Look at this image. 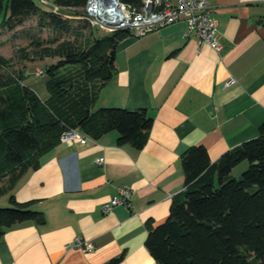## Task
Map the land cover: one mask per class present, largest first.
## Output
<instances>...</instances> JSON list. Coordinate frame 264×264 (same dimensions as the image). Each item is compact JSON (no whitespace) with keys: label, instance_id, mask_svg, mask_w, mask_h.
<instances>
[{"label":"crops","instance_id":"obj_1","mask_svg":"<svg viewBox=\"0 0 264 264\" xmlns=\"http://www.w3.org/2000/svg\"><path fill=\"white\" fill-rule=\"evenodd\" d=\"M206 1L218 22L219 52L193 34L184 36V20L116 44L115 71L94 106L145 108L152 126L143 147L119 145L111 130L85 144L58 140L43 151L39 166L17 180L12 194L44 220L7 229L0 264H106L120 254L117 264H156L145 246L146 221H164L171 197L183 188L180 155L203 145L215 162L258 135L264 122V0ZM39 2L54 6L53 0ZM120 186L131 189L129 207L104 212L102 204ZM3 205H10L8 194L0 196ZM75 236L94 248L68 247Z\"/></svg>","mask_w":264,"mask_h":264},{"label":"trees","instance_id":"obj_2","mask_svg":"<svg viewBox=\"0 0 264 264\" xmlns=\"http://www.w3.org/2000/svg\"><path fill=\"white\" fill-rule=\"evenodd\" d=\"M89 0H53L41 8L35 0H0V32L10 33L35 19L46 39L32 37L31 50L18 48L21 58H58L42 68L47 96L42 98L14 69L13 57L0 54V237L27 221L42 222L30 202H17V180L39 166V156L69 128L97 138L116 130L119 145L143 147L152 118L145 108L95 107L98 89L115 71L116 44L131 35L126 28L85 34ZM139 8L142 0H119ZM85 20L83 24H76ZM101 32H100V31ZM100 32V33H99ZM65 67V70H61ZM247 167L239 177L233 168ZM184 186L171 197L161 223L146 221L145 246L156 264H264V122L257 136L226 150L210 162L203 145L180 155ZM122 254L106 264H117Z\"/></svg>","mask_w":264,"mask_h":264},{"label":"built area","instance_id":"obj_3","mask_svg":"<svg viewBox=\"0 0 264 264\" xmlns=\"http://www.w3.org/2000/svg\"><path fill=\"white\" fill-rule=\"evenodd\" d=\"M44 0H41L43 2ZM91 0L88 1L87 12L92 13L90 8ZM122 11L117 15L118 23L113 25L115 29L126 28L131 36L137 37L144 33L158 29L162 26L184 20L186 29L184 36L191 34L198 37L200 42L209 44L216 52L222 49L218 39V22L213 16L212 9L206 0H142L139 8L131 7L122 2L118 5ZM111 25V24H109ZM36 74H42V70H36ZM89 136L78 129H66L60 136V142L81 144L87 143ZM103 162V157L96 159V163ZM131 189L127 186L118 187L116 195L111 196L102 204V210L108 211L117 204L130 205ZM68 247L78 248L84 252L91 251L94 245L91 241L75 236Z\"/></svg>","mask_w":264,"mask_h":264},{"label":"rangeland","instance_id":"obj_4","mask_svg":"<svg viewBox=\"0 0 264 264\" xmlns=\"http://www.w3.org/2000/svg\"><path fill=\"white\" fill-rule=\"evenodd\" d=\"M36 3L43 9H48V4L40 3L39 0H35ZM87 13L86 23L88 26L82 30L83 33L88 34L90 27L93 29L98 26L103 31H112L115 28L113 25L105 23L98 15H92ZM1 20V18H0ZM85 21V20H84ZM83 20L76 22V24H83ZM35 19L31 18L26 20L21 26L17 27L15 31L10 33L0 32V54L5 57H13V65L16 70H23L24 78H26V84L35 89V91L41 96L46 94L45 84L43 82L44 77L41 74H36V70L45 68L58 61V58L45 57L42 59L34 58H21L18 57V48H26L27 51L31 50V47L28 45L32 37H39L40 39H46L51 36V32L47 30L38 31L35 28ZM100 31V30H99ZM101 32V31H100ZM99 32V33H100ZM17 52V55H16ZM61 70H65V67H62ZM248 162L242 161L233 168L232 174L234 177H239L241 172L247 167ZM5 206V205H3Z\"/></svg>","mask_w":264,"mask_h":264},{"label":"water","instance_id":"obj_5","mask_svg":"<svg viewBox=\"0 0 264 264\" xmlns=\"http://www.w3.org/2000/svg\"><path fill=\"white\" fill-rule=\"evenodd\" d=\"M109 2L110 1H108V0L101 1L102 5H101L100 9L102 11L103 16H100V18L107 24L116 25L118 23L117 15L115 13H109L106 10L107 9V5H110V4H108ZM113 3L115 5V7H116V6H118L120 4V1L119 0H113ZM89 10H90V8H89ZM94 14H98V13H94Z\"/></svg>","mask_w":264,"mask_h":264},{"label":"bare ground","instance_id":"obj_6","mask_svg":"<svg viewBox=\"0 0 264 264\" xmlns=\"http://www.w3.org/2000/svg\"><path fill=\"white\" fill-rule=\"evenodd\" d=\"M101 1H103V0H91V3H90V10H91V12L92 13H98L99 17L100 16H103L102 11L100 9L101 8V5H102ZM108 1H110L108 3L110 5H107V9L106 10L109 13H116V14H118V13H120L122 11V9L120 7H118V6L115 7V5L113 3V0H108Z\"/></svg>","mask_w":264,"mask_h":264}]
</instances>
